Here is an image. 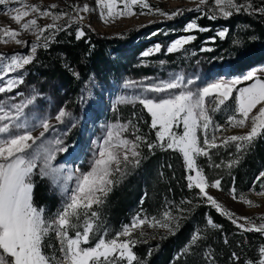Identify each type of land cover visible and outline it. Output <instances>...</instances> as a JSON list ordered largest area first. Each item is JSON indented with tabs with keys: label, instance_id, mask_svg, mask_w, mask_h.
<instances>
[{
	"label": "snow or ice",
	"instance_id": "1",
	"mask_svg": "<svg viewBox=\"0 0 264 264\" xmlns=\"http://www.w3.org/2000/svg\"><path fill=\"white\" fill-rule=\"evenodd\" d=\"M9 3L10 0H0V5L7 6ZM97 3L101 5V18L105 23H108L109 19L115 21L119 18L135 16L137 13L133 11V6L139 5L142 9L149 8L146 0H97ZM199 3L207 4L208 0H199ZM118 4L122 7H118ZM213 4L212 11L218 12L223 17H230L234 12L238 13L243 8V5H238L236 0H213ZM24 8L27 10L21 11L19 7L7 9L15 13L11 18L21 25V31L0 29V43L6 44L11 41L17 45L25 44L26 42L17 38L21 32L32 31L37 34L39 40L50 29L64 30L63 26H58L56 23L61 19V15L47 10L40 11L36 6L24 5ZM80 11L86 13L89 8L84 5ZM30 13H37L41 18L51 17L54 23L40 27L37 19L33 18L21 24V21ZM141 14L144 13L141 12ZM159 14L171 19L180 15L181 11L178 10L171 14L159 12ZM62 15L67 16L68 14L63 13ZM215 18V15L209 16V19ZM78 19L82 22L83 16H79ZM70 26L71 24L67 25V27ZM193 30L208 31V29L200 28L195 22L186 25L185 31ZM84 35L83 29H80L76 38L80 39ZM225 35L224 31L218 33L221 38ZM194 39V36L181 38L175 41L167 51L169 53L179 51ZM38 46H31V55L14 54L5 57L0 54V82H2L0 83V94L12 92L20 83H23L21 78H8L5 81V77L23 70L26 65L32 63ZM43 46L47 47V42ZM203 50L211 51V49ZM159 51L160 46L156 45L143 55L149 56ZM244 81L252 83L246 87L236 88V85ZM195 84L196 80L193 78L186 80L183 75L174 76L167 82L142 88V92L166 95H161L159 98L141 95L134 100L124 97L121 98L120 103L138 102L147 110L151 116V127L157 130L156 143L148 144L149 150L159 147L161 150L179 152L189 173L187 175L188 187L198 189L205 203L210 204L221 215L228 217L238 228L264 234V218L259 225L248 217L233 218V214L224 209L206 191L208 187L219 190L220 181L216 180L209 184L202 170L196 165V157L201 155L207 157L210 149L227 146L229 142H241L237 144V151H240L245 145H251L252 141L264 130V78L257 72H250L241 79L228 82L221 81L203 87H193ZM233 91L238 92L234 106L236 115L229 121L233 127H244L253 109L257 105L261 107L258 114L251 120L249 133L227 137L218 144V138L214 132L209 136V129L212 125L209 113L218 110L219 106L231 97ZM34 99L35 97L31 96L20 103L10 105L0 103V264H122V262L133 264L138 260L132 251L137 243L136 239L131 238L134 230L141 229L143 225L148 224L152 228L168 229L174 234L175 218L171 217L169 212H165L163 220L155 218L149 220L137 216L130 225L124 226L115 238H101L93 246L83 247L82 245L89 243L90 234L94 232V221L99 219L97 212H90V210L94 204L103 203L102 197L106 196L110 190L109 186L113 183L110 179L113 173L123 174L121 165L125 168L129 165H139L141 153L138 151L139 143L137 142L143 141V138L138 135L135 141L124 138L122 133L127 131V126L113 124L100 144L90 170L75 176L74 173L66 171L62 165L54 164L57 155L69 153V148L72 146L65 144L62 136L47 138L46 134L55 128L47 118L34 121L29 118V114H26V109L31 108ZM206 103L215 105V107L209 108ZM68 115L66 111L60 110L54 119L63 124ZM181 127V133L174 131ZM37 130H39V135H33ZM236 162L232 161L227 166L231 167ZM38 166L40 170L36 173ZM34 174L48 178L53 187L66 197L64 206L50 219L45 218L42 208L37 209L33 205L32 176ZM261 175L264 176V173ZM73 179H75V185L69 190L67 184ZM230 192L234 200L239 199L249 206H254L252 201L243 195L237 197L235 188H232ZM257 194L264 196V190ZM82 218L84 220L81 229L79 222ZM238 220H244L248 226L245 227L244 224L238 223ZM207 223L212 228L218 227L210 218ZM175 227H178V224H175ZM70 230H75L73 236H69ZM50 233H54L59 239V252L62 254L59 259L54 253L48 255L43 250L45 238ZM143 234L141 231L140 235ZM120 237L129 239L121 240ZM199 238V233L194 234L190 244H195ZM184 251L187 253L189 249L186 247ZM259 254L257 264H264V247L259 249ZM233 257L238 259L235 253ZM246 264H252V262H246Z\"/></svg>",
	"mask_w": 264,
	"mask_h": 264
},
{
	"label": "rangeland",
	"instance_id": "2",
	"mask_svg": "<svg viewBox=\"0 0 264 264\" xmlns=\"http://www.w3.org/2000/svg\"><path fill=\"white\" fill-rule=\"evenodd\" d=\"M146 2L149 8L142 9L139 5L133 6V11L137 13L135 16L119 18L115 21L109 19L108 23H105L101 18V5L97 3V0H10L7 6L0 5V29L7 28L21 31V25H18L11 18L15 13L9 12L7 9L19 7L21 11H24L27 10L24 8V5L36 6L40 11L47 10L53 14L61 15V19L56 21V23L58 26L64 27L63 31H54L50 29L45 32L39 40L37 39V34H34L32 31L21 32V35L17 38L26 42L25 44L17 45L15 42L11 41L6 44L0 43V54H3L5 57L14 54L31 55V46L39 45L32 63L26 65L23 70L12 73L9 77H5V81L8 78H21L23 83H20L12 92L0 94V103L10 105L23 102L26 98L31 96L35 97L34 104L30 109H26V114H29V118L34 121L47 118L49 122L55 126L52 131L46 134L47 138L52 139L62 136L64 143L72 146L69 148V151L75 150L76 158L79 159L77 162H66L64 159L67 158V153H63L57 156L56 161H54L55 165H62L66 171L74 173L75 176L89 171L93 165V161L96 159L100 144L103 139L106 138V133L113 124H124L127 126V131L122 133L124 138L132 141H135L137 135L143 138V141L137 142L139 143L138 151L141 153L139 165H129L126 168L124 165H121L123 174L113 173V176L110 177L113 183L109 186L110 190L107 192L106 196L102 197L103 203L99 205L94 204L90 210V212L96 211L98 217L101 210H104L109 196H111L116 189L117 191H123V189L128 186H131V189H135L139 181H143L145 174L142 172L140 174L141 176L139 175L140 179L137 180V183L126 185L129 178L138 176L140 166H143L141 167L143 171L150 170V175L160 176V167H158V164L156 166H151L152 164L150 165V161L145 163L142 160L144 157V144L156 143L157 130L151 127V116L138 102L120 103L121 98L127 97L130 100H134L141 95L144 97L159 98V96L166 94L142 92V88L161 82H167L178 75H183L186 80L190 78L195 79L196 84L193 85V87H203L214 82H228L233 79H241L250 72H257L264 78V58L259 56L264 53V44L257 45L258 51H256V54L248 52V50L245 49V45L257 44L259 39L248 36V39L242 40V38L238 39L236 34L234 35V39L241 41L238 46L239 50L220 51L219 45L217 44L218 40L224 39L228 31L222 28L202 27L197 22L198 17L210 14L220 15L218 12L212 11L214 8L213 0H208V3L204 5H201L199 0H146ZM236 3L241 5L240 0H236ZM52 5L56 7L53 8L51 7ZM84 5H87L89 8V11L86 13L80 11ZM118 7H122V5L118 4ZM243 9L244 7L242 10ZM178 10L181 11V14L171 19L159 14V12L171 14ZM141 12L144 14H141ZM63 13H67L68 15L63 16ZM79 16H83L82 22L79 21ZM69 17H71V19H69ZM33 18L37 19L40 27H45L54 23L51 17L41 18L37 13H30L28 17H25L21 21V24ZM191 22H195L200 28L208 29V31H185L186 25ZM68 24H71V26L67 27ZM80 29H83L84 33L89 30L104 37L126 40L128 41L126 43V50L129 53L131 52V54L134 53L133 48H141L142 50L136 56L125 57V60H122V57L116 56L113 51L109 50V54L112 57L111 59H113L115 63H118V61L123 63L122 67H119L117 71L112 69H107L105 71L99 69L98 72L89 74L86 78L80 80L77 93H72L60 79L53 78L49 76L48 73L42 71L37 59L39 51L48 49L51 44L56 42L57 37L61 33H71L74 31L77 35ZM221 31L226 33L223 38L218 36V33ZM188 36H194L195 39L184 45L179 51L171 53L167 51L175 41ZM45 42H47V47L43 46ZM156 45L160 46L159 52H154L149 56L143 55L144 52L150 51ZM203 49H211V51H204ZM251 83V81H244L236 85V88L246 87ZM171 91L176 92L178 90ZM237 96L238 92L233 91L231 97L226 99L225 103L219 106L218 110L210 111L209 113L212 118L209 136L214 132L218 138V144L227 137L233 135H246L249 133L251 129V120L258 114L259 108L261 107V105H257V107L253 109L244 127H233L229 121L231 117L236 115L234 106ZM206 106L209 108L215 107V105L207 103ZM127 107L131 109V114ZM60 110H64L69 114V120H77L82 115H85V117L81 124L78 122L70 124L69 120L68 122L65 120L63 124H60L54 119L55 115ZM139 118L143 119L144 124L146 123L145 120L147 118L149 119V127L153 130L152 134L147 132L146 135L143 136L140 126L141 123H139L138 120ZM86 125L89 126V132H85L84 126ZM174 131L181 133L182 127L174 129ZM262 132H264V130H262L261 133ZM33 135L38 136L39 130L35 131ZM258 137L252 141L251 145H245L240 151H237V144L241 142H229L227 146L210 149L207 157L203 155L196 157L197 168L202 170L209 184L216 180L220 181L219 190L208 187L206 191L213 196L224 209L230 211L233 214V218L248 217L257 225H259L262 222V218H264V196L257 194L264 190V176L261 175V173H264V169L255 179L254 184L248 191L238 192L235 189L237 197L243 195L245 198L252 201L254 206H249L239 199L234 200L231 192L224 189L221 185L222 179L220 178L223 176L220 175L219 172H214L215 175L209 178V176L205 174L204 168L212 172L221 171L225 173L227 169L230 168L227 165L232 161H236V158L237 160L241 158L252 144L256 142L255 140ZM202 141L203 136L201 134V142ZM232 149H234V151ZM152 150L154 151L152 154L177 152L172 150H161L159 147L153 148ZM79 152L81 153L80 155ZM199 158L202 159L203 166L198 164ZM216 165H220V167H216ZM39 170L38 166L35 172L38 173ZM185 170L187 173L186 181L189 183L187 180V175L189 173L186 167ZM192 174L194 175L195 173L193 172ZM40 179L46 180L48 184V193L53 194L57 200V206L54 211L50 212L46 208H42L45 218L50 219L64 206L66 197L62 195L57 188L53 187L48 178L41 177L39 174H34L32 176L33 185ZM152 180L153 183L154 178H152ZM74 185L75 179L69 181L67 187L71 190ZM205 204L211 207L210 204ZM141 205L142 200L140 199L136 205L130 206L126 222L121 221L115 227L109 224L107 218V223L104 224L105 227L103 231H100L98 228V224L101 221L99 217L98 220L94 221L95 229L94 232L90 234L89 243L82 246L91 247L101 238H115L122 228L126 225H130L137 216L140 218H147V212L140 207ZM168 205L173 206V203L167 204L166 208L158 215L157 220H163L165 212H169L171 217H174L176 220L184 211L183 209L181 211L178 210V214H173V212H171L173 209H170ZM148 219L151 220V218ZM83 220L84 218L79 222V227L81 229L83 227ZM238 223L244 224L245 227L248 226L244 220H238ZM239 229L243 232H248L241 228ZM141 231H143V235H140ZM160 231L162 233L170 232L165 228H152L149 227L148 224H145L141 229L134 230L131 238L136 239V244H139L144 239V236H148L153 240V237L157 233H160ZM74 232L75 230H70L69 236H73ZM120 239L124 240L129 238L120 237ZM44 245L45 247L43 250L46 254L52 255L54 253L58 259L61 257L62 254L59 252L60 242L54 233H50L49 236L45 238ZM122 264H126V262H122Z\"/></svg>",
	"mask_w": 264,
	"mask_h": 264
},
{
	"label": "trees",
	"instance_id": "3",
	"mask_svg": "<svg viewBox=\"0 0 264 264\" xmlns=\"http://www.w3.org/2000/svg\"><path fill=\"white\" fill-rule=\"evenodd\" d=\"M240 4L244 9L238 13L234 12L230 17L210 14L215 15L216 18L209 19L210 15H206L198 17L197 22L202 27L222 28L228 31L224 39L218 40L220 51L239 50L240 38L243 40L250 36L259 39L257 44L245 45L248 52L256 54L257 45L264 44V11H261L264 10V0H240ZM234 35L238 39H234ZM76 36L74 31L61 33L48 49L39 51L37 59L42 71L60 79L75 94L79 90L80 80L89 74L98 72L99 69L117 71L122 67L123 63L119 61L115 63L111 59L109 50L116 56L122 57V60L128 56H136L142 50L133 48L134 53L131 54L126 50L128 41L104 37L89 30L80 39ZM259 56L264 58V53ZM127 108L131 114V109ZM84 117L85 115H82L77 120H69L67 117L65 120L67 122L69 120L70 124L73 122L81 124ZM138 120L141 123L143 136L147 132L152 134L149 119L145 120V124L143 119ZM255 141L241 158L238 160L236 158L237 163L225 173L212 172L204 168L205 174L210 178L215 175L214 172H219L223 176L220 177L221 185L226 191L232 188L238 192L248 191L264 169V132ZM147 145L145 143L143 146L142 160L145 163L150 161L151 166L158 164L160 176L150 175V170L143 171L141 168L143 166H140L138 176L129 178L126 183L127 186L137 183L143 172L144 179L139 181L135 189H131V186L124 188L123 191L116 189L109 196L104 210L102 209L99 214L100 231H103L107 218L112 227L117 226L121 221L126 222L128 209L136 205L140 199L142 200L140 207L147 212V218L156 220L167 204L173 203V206L168 205L173 209L171 211L173 214H178V210H184L173 224L174 234L171 231L169 233L160 231L153 240L144 236L142 242L133 247V252L138 258L133 264H246V262L257 264L259 249L264 247V234L254 231L243 232L228 217L206 205L199 195V190L188 187L183 158L178 152L152 154L154 151L149 150ZM198 162L203 166L201 158ZM152 178H154L153 183ZM32 202L37 208H46L50 212L55 210L57 200L53 194L48 193L45 179L34 183ZM209 218L218 227L212 228L207 223ZM175 224H178V227H175ZM196 233H199L200 238L195 244H190ZM186 247L189 249L187 253L184 251ZM233 253L238 259L233 257Z\"/></svg>",
	"mask_w": 264,
	"mask_h": 264
},
{
	"label": "bare ground",
	"instance_id": "4",
	"mask_svg": "<svg viewBox=\"0 0 264 264\" xmlns=\"http://www.w3.org/2000/svg\"><path fill=\"white\" fill-rule=\"evenodd\" d=\"M85 127V132H89L90 130H89V126L88 125H86V126H84ZM92 127V126H91ZM77 149V148H76ZM77 151H79V150H77ZM76 151L75 150H71V151H69V153H67V158L66 159H64V160H66V162H69V163H71V162H77L79 159L78 158H76V153H75ZM81 153L79 152V155H80Z\"/></svg>",
	"mask_w": 264,
	"mask_h": 264
}]
</instances>
